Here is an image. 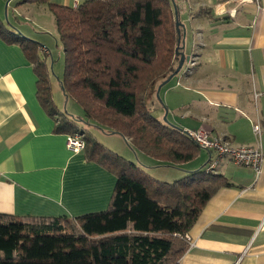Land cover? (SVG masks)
<instances>
[{"label":"trees","instance_id":"16d2710c","mask_svg":"<svg viewBox=\"0 0 264 264\" xmlns=\"http://www.w3.org/2000/svg\"><path fill=\"white\" fill-rule=\"evenodd\" d=\"M22 2L46 5L52 13L63 51L61 91L81 107L79 120L86 127L56 106L40 45L6 32L1 19L0 38L18 44L32 65L36 97L54 131L79 134L84 159L116 181L101 212L78 217L0 214V264H179L188 250L187 233L213 195L231 183L207 172L209 161L172 183L159 181L89 131L118 135L133 151L165 166L190 163L203 150L181 128L152 116L144 102L148 90L176 69L171 0H83L76 7Z\"/></svg>","mask_w":264,"mask_h":264},{"label":"crops","instance_id":"0c3cea01","mask_svg":"<svg viewBox=\"0 0 264 264\" xmlns=\"http://www.w3.org/2000/svg\"><path fill=\"white\" fill-rule=\"evenodd\" d=\"M74 1L49 0L63 6ZM171 2L186 33L180 52L189 56L175 75L178 88L160 89L168 111L172 106L181 114L174 124L184 132L204 129L232 147H264V0H194L191 8L190 0ZM6 4L5 19L0 12L6 32L46 41L7 15L8 9L15 17L46 5ZM179 60L176 56L175 68ZM36 83L19 45L0 38V214L78 217L104 211L115 177L67 148V136L54 131L37 100ZM256 121L259 136L252 131ZM102 144L130 161L127 142L118 149ZM207 153L202 165L214 158ZM215 172L231 186L208 201L186 235L189 246L179 264H264V161L256 174L223 157Z\"/></svg>","mask_w":264,"mask_h":264},{"label":"rangeland","instance_id":"374dc122","mask_svg":"<svg viewBox=\"0 0 264 264\" xmlns=\"http://www.w3.org/2000/svg\"><path fill=\"white\" fill-rule=\"evenodd\" d=\"M193 1L194 0H190V8L193 5ZM1 3L3 4V8L0 6V12L3 13V17H4L3 19H5V10H6L5 7L7 6L6 4L7 0L6 1L4 0L3 2L0 1V5ZM16 3L17 1H13L11 3V6L9 5V8L15 6ZM17 14L18 15L14 17L11 15L10 9L7 10L8 18L12 23H15V25L18 27L26 26L29 29H31L30 30L31 33L32 32L33 34L39 33L38 36L46 40L44 43L39 41L36 42L39 43L40 45L42 44L45 49L44 51H40V54L45 59V62L49 68L50 84L53 93V100L56 106L61 112H66L68 115L76 117V119L79 121L78 123L80 127H86L85 124L81 122L83 119V113L81 107L71 99L65 98L61 91V87L59 83L63 75V51H62V45L58 39V34L55 27V20L52 13L45 6H41V7L37 6L32 8L31 14L28 15L25 13L22 14V12L20 13L17 12ZM45 26L47 28H45ZM25 38L30 39L27 36ZM176 77L177 76H174L163 87H168L171 88L172 90L177 89L178 86H176V82L180 80H177ZM162 81L163 80H161V82ZM158 82H160V80L157 81L152 86L151 90L150 91L148 90V93L145 95L144 102L146 104V108L148 112L156 119L160 120L161 122L167 125L176 126L174 122L176 121V119L179 118L181 114L179 113V110H173L172 106H170L169 111L165 107V101H164L165 90L163 89L164 91L162 92L158 91L157 89L155 90V86ZM177 85L179 84L177 83ZM157 108H159L158 112H156ZM79 119H81V121ZM89 131L96 137L97 141L100 142V144L106 141L111 143V145L116 149H118L117 147H120V145L123 146V148H126L124 145L126 142L118 135L105 136L102 133L104 131L90 127H89ZM127 154L130 156V161H133L137 166L142 167L144 170L147 171L149 175H152V177H154L155 179L159 181H164L166 183H172L173 181L185 176L186 171H195L199 169L200 167L203 166L202 164H204V160L205 158L207 159L208 156L207 151L202 150L199 156L192 162L177 167H171V166H165L160 161L147 157L144 154H141L140 152L135 154L133 151H130V153ZM206 170L207 172L216 173L215 168H211L208 165L206 166Z\"/></svg>","mask_w":264,"mask_h":264},{"label":"built area","instance_id":"2783aa9c","mask_svg":"<svg viewBox=\"0 0 264 264\" xmlns=\"http://www.w3.org/2000/svg\"><path fill=\"white\" fill-rule=\"evenodd\" d=\"M77 4L78 0H75L73 7H76ZM44 50L45 49H43V51ZM260 129L258 121L252 124V131L255 135L259 136ZM186 134L190 136L200 148L214 155V158L208 163V166L211 168H215L218 164V160L223 157H227L237 166L251 168L256 174H258L262 168L264 147L260 143L255 146L232 147L226 141L211 137L209 132L204 129L196 132L188 131ZM66 146L70 151L77 153L83 149L84 142L79 134H74L72 136H67ZM185 238L187 239V236Z\"/></svg>","mask_w":264,"mask_h":264},{"label":"water","instance_id":"95a60500","mask_svg":"<svg viewBox=\"0 0 264 264\" xmlns=\"http://www.w3.org/2000/svg\"><path fill=\"white\" fill-rule=\"evenodd\" d=\"M174 14H175V20H176V31H177V35H178V39H177V47L175 49V55L180 57L178 66L176 67V69L174 70L173 73H171L167 79H165L163 82H161L159 84V86L157 87V90L160 91V89L166 85L175 75H177L180 70L182 69V66L184 63H187L189 61V56H185L182 52L184 49V43H185V30H184V26L182 24H180V22L177 21L176 18V13H175V9H174Z\"/></svg>","mask_w":264,"mask_h":264}]
</instances>
